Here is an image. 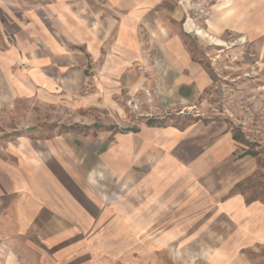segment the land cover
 <instances>
[{
	"label": "rangeland",
	"instance_id": "1",
	"mask_svg": "<svg viewBox=\"0 0 264 264\" xmlns=\"http://www.w3.org/2000/svg\"><path fill=\"white\" fill-rule=\"evenodd\" d=\"M167 3L206 73L193 101L0 86V264H264V0Z\"/></svg>",
	"mask_w": 264,
	"mask_h": 264
},
{
	"label": "crops",
	"instance_id": "2",
	"mask_svg": "<svg viewBox=\"0 0 264 264\" xmlns=\"http://www.w3.org/2000/svg\"><path fill=\"white\" fill-rule=\"evenodd\" d=\"M33 1L30 23L21 7L12 9L5 2L0 6L3 89L28 84L35 93L70 95L84 91L93 81L96 95L107 96L124 90L149 91L156 83L163 96L193 101L207 86L186 30L165 27L169 0ZM149 45L152 52L146 51ZM150 53L156 58L152 69ZM209 197L214 202V195ZM60 210L81 229L94 222L92 215L78 212L67 199Z\"/></svg>",
	"mask_w": 264,
	"mask_h": 264
},
{
	"label": "bare ground",
	"instance_id": "3",
	"mask_svg": "<svg viewBox=\"0 0 264 264\" xmlns=\"http://www.w3.org/2000/svg\"><path fill=\"white\" fill-rule=\"evenodd\" d=\"M197 33H198L199 35H201V34H202V31H201V30H199Z\"/></svg>",
	"mask_w": 264,
	"mask_h": 264
}]
</instances>
